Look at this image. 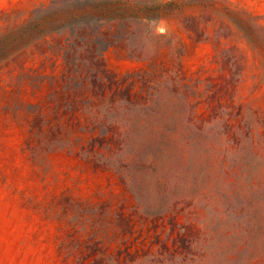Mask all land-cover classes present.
<instances>
[{
    "label": "rangeland",
    "instance_id": "obj_1",
    "mask_svg": "<svg viewBox=\"0 0 264 264\" xmlns=\"http://www.w3.org/2000/svg\"><path fill=\"white\" fill-rule=\"evenodd\" d=\"M64 1L0 0V264H264V0Z\"/></svg>",
    "mask_w": 264,
    "mask_h": 264
},
{
    "label": "trees",
    "instance_id": "obj_2",
    "mask_svg": "<svg viewBox=\"0 0 264 264\" xmlns=\"http://www.w3.org/2000/svg\"><path fill=\"white\" fill-rule=\"evenodd\" d=\"M62 5L57 3L35 17L24 27L22 36L43 35L47 29L48 32L70 29L76 36H80L87 26L103 21L142 19L150 11L149 7H137L124 0H66Z\"/></svg>",
    "mask_w": 264,
    "mask_h": 264
}]
</instances>
